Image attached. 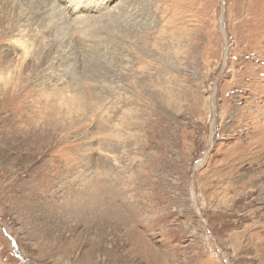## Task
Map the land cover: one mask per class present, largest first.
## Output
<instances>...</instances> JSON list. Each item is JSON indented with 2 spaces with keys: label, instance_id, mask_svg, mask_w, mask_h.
<instances>
[{
  "label": "rangeland",
  "instance_id": "374dc122",
  "mask_svg": "<svg viewBox=\"0 0 264 264\" xmlns=\"http://www.w3.org/2000/svg\"><path fill=\"white\" fill-rule=\"evenodd\" d=\"M79 1L0 0V264H264V0Z\"/></svg>",
  "mask_w": 264,
  "mask_h": 264
},
{
  "label": "bare ground",
  "instance_id": "6f19581e",
  "mask_svg": "<svg viewBox=\"0 0 264 264\" xmlns=\"http://www.w3.org/2000/svg\"><path fill=\"white\" fill-rule=\"evenodd\" d=\"M61 4H63L64 5V7L66 8H68V9H70L71 11H72V13H78V12H80L82 9H84V8H88L87 7V5H81L80 4V1L79 0H58ZM84 19H86L85 18V16L83 17ZM78 20V19H77ZM82 21V20H81ZM82 24V23H81ZM84 26V25H83ZM82 28H84V27H82ZM82 28H79L80 30V32H82ZM77 30V29H76ZM75 30V31H76ZM79 31H77V32H79ZM80 34V33H79ZM82 34V33H81ZM84 35H85V31H84V33H83ZM75 100H72V102H74ZM80 105V104H79Z\"/></svg>",
  "mask_w": 264,
  "mask_h": 264
}]
</instances>
